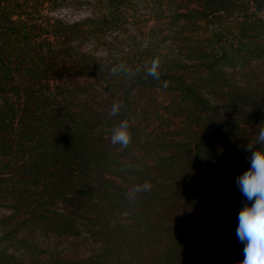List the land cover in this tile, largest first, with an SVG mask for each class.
<instances>
[{"label":"trees","instance_id":"16d2710c","mask_svg":"<svg viewBox=\"0 0 264 264\" xmlns=\"http://www.w3.org/2000/svg\"><path fill=\"white\" fill-rule=\"evenodd\" d=\"M67 6L87 15L56 13ZM263 10L0 0V264H238L236 178L264 127ZM155 58L159 80L146 76ZM119 63L135 75H113ZM123 119L132 142L120 150ZM82 235L97 243L84 258L49 244Z\"/></svg>","mask_w":264,"mask_h":264},{"label":"clouds","instance_id":"9594fccd","mask_svg":"<svg viewBox=\"0 0 264 264\" xmlns=\"http://www.w3.org/2000/svg\"><path fill=\"white\" fill-rule=\"evenodd\" d=\"M160 60L155 58L146 67V76L159 80ZM138 71V70H137ZM113 75L124 74L131 77L135 72L124 63L112 67ZM168 82H164V87ZM123 102L113 103L109 115L117 116L123 107ZM132 142V133L127 119L121 120L112 129L111 143L119 145L120 150L129 147ZM246 151L250 167L236 178V186L245 198L239 215L236 235L243 247V259L238 264H264V127H261L255 142L248 144ZM152 184L145 181L134 186L127 194L129 201L136 199L137 195L150 192ZM250 202V203H249Z\"/></svg>","mask_w":264,"mask_h":264},{"label":"rangeland","instance_id":"374dc122","mask_svg":"<svg viewBox=\"0 0 264 264\" xmlns=\"http://www.w3.org/2000/svg\"><path fill=\"white\" fill-rule=\"evenodd\" d=\"M57 14L63 16L68 20L79 19L87 15L86 6H67L61 10H57ZM264 17V10L260 12ZM153 96L156 93L153 92ZM1 212V211H0ZM50 247L56 249L61 255H66L72 259H79L87 257L95 253L97 243L93 239L86 237L85 235L79 237H54L49 240ZM52 244V245H51Z\"/></svg>","mask_w":264,"mask_h":264}]
</instances>
